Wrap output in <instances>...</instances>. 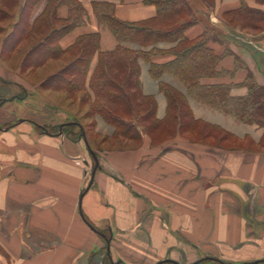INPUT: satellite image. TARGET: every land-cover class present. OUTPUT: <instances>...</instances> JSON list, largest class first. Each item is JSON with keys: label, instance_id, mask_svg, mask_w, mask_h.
Segmentation results:
<instances>
[{"label": "crops", "instance_id": "1", "mask_svg": "<svg viewBox=\"0 0 264 264\" xmlns=\"http://www.w3.org/2000/svg\"><path fill=\"white\" fill-rule=\"evenodd\" d=\"M77 1L86 11L84 24L59 42L64 51L92 34H100L101 52L117 48L111 31L98 22L95 3L114 4L115 17L125 23L157 16V7L147 0ZM47 2L43 0L33 10L31 24L43 14ZM243 6L264 12V0H215V6L203 16L219 27L223 16ZM68 16L67 7L58 10L59 19ZM206 29L205 23H199L185 37L195 40ZM225 33L228 42L208 45L223 57L216 68L220 75L203 78L201 85L231 87L232 96L244 97L249 72L264 86L259 63L264 58V43ZM173 60L175 56L167 54L156 56L153 62L164 65ZM94 66L96 61L90 76ZM142 67L143 93L155 98L157 119L163 121L168 113L167 98L150 76L149 65ZM0 80L13 81L2 63ZM163 81L184 93L197 119L233 133L240 142L246 144L251 137L261 145L262 129L204 106L188 96L172 76ZM11 102L0 109V264H91L92 254L106 242L97 232L103 227L111 233L106 239L108 255L118 264H158L165 259L180 264L195 256L233 264H264V151L247 145L214 148L180 135L155 143L145 134L136 141L137 147L97 152L100 169L87 190L90 159L94 162L88 140L72 142L63 135L41 132L37 126L43 123L38 117L15 122L12 111L8 112ZM97 128L104 135L114 134L113 127L101 118ZM123 140L135 142L115 141Z\"/></svg>", "mask_w": 264, "mask_h": 264}, {"label": "trees", "instance_id": "2", "mask_svg": "<svg viewBox=\"0 0 264 264\" xmlns=\"http://www.w3.org/2000/svg\"><path fill=\"white\" fill-rule=\"evenodd\" d=\"M42 1L1 0L0 35L5 33L6 39L4 41L8 40L11 43L10 47L14 48L24 41H28L29 39L26 36L42 30L43 33H39V36L41 35L43 38L37 42L38 46L26 57L31 58L42 51L43 55L37 60V65L60 61L64 59V56L71 54V51L80 50L78 56L69 61L63 71L56 76L55 81L60 83L58 88L71 95L85 94L86 99H90L92 102V115L103 119L105 123L113 127V137L132 140L137 138L136 135L129 136L136 129L135 126L128 122L122 113H117L132 114L134 112L127 89H133L134 87L138 89L142 99L148 104L144 103V105H147V108L150 106L148 114L154 117L153 120L156 123L161 122L156 118L157 103L155 98L146 96L142 92L140 60L149 65L150 76L159 82L160 89L167 98L168 113L166 118L171 119V113L179 108L177 96L187 99L183 92L176 91L175 88L163 81V77L172 76L177 80L175 82L182 85L181 87L186 90L191 98L200 103L208 104L242 123L256 125L264 131V87L256 83L251 72H249L244 86L248 90L247 96L244 97L232 96L231 87L201 85L203 78L220 75L216 68L223 57L218 56L211 50L208 46L209 43L214 41L225 44L228 40L225 31L208 23L206 17L202 16L191 0H147V3L157 7V16L152 20L136 24L118 20L114 15V4H93L94 13L99 24L106 26L118 42L117 48L108 53L100 50V34L79 38L71 49L62 50L59 47V42L84 24L83 18L86 11L77 0H48L43 14L31 24L32 12ZM19 2H23V11L13 10ZM211 2L213 1L210 0L209 6L213 5ZM62 7H67L69 10L67 20L58 17V10ZM205 11L209 12L208 9H205ZM231 13L244 16L252 23L255 22L254 29H258L260 24L264 22L262 11L253 10L246 6ZM231 13H227V16ZM27 14H29V18H25ZM9 19L13 20L10 23V28H13V30L10 32L2 25ZM166 23L171 25H166ZM199 23H205L206 32L195 40H188L185 37V32ZM166 42L170 45L173 44V49L176 51L170 54L175 56V60L164 65L155 64L153 59L157 55L154 53H157V49L163 50L164 47L162 46L167 45H163V43ZM177 48L181 49L177 50ZM95 56L98 58V63L90 78L92 59ZM242 68H246V66L242 65ZM113 70L118 72V75L112 74ZM113 108L116 110L113 111ZM133 117L136 120L137 115L133 113ZM173 117L176 118V115ZM196 119L194 121L199 122V119ZM146 120L141 117L139 122H145ZM77 123L76 121L74 124L67 122L61 128L62 133L73 142L85 139L83 135L85 130L80 131V133L74 132ZM37 127L41 128L40 126ZM42 129L49 135H56L60 131V125L52 128L42 127ZM85 192L86 189L83 193ZM85 221L95 230L90 221L86 218ZM97 232L103 235L107 242L106 236L100 231ZM202 260L225 264L217 258L206 257ZM169 264L176 263L171 262Z\"/></svg>", "mask_w": 264, "mask_h": 264}, {"label": "rangeland", "instance_id": "3", "mask_svg": "<svg viewBox=\"0 0 264 264\" xmlns=\"http://www.w3.org/2000/svg\"><path fill=\"white\" fill-rule=\"evenodd\" d=\"M212 1L213 2L211 3H213V5L209 6L210 0H191L192 4L195 7H197L196 9L199 10L202 16L207 14L205 9L210 10L211 8H213V6H215V0ZM23 8H24L23 2H19L18 6L15 7L13 10L23 11ZM240 16L239 14L236 13L234 14L231 13L228 16L227 15L223 16L224 19L219 24V28L222 31H230L232 32V34H237L239 36L241 35L243 38L248 39L251 42L264 43V22L260 24V27L258 29L257 28L254 29L253 27L256 26L255 22L252 23L246 17L244 16L240 17ZM25 18H29V14H27ZM12 21H13L12 19H9L8 21L2 23V25L7 29V31L9 30V32L13 30V28H10V23ZM166 25H171V24L166 23ZM39 33H43L42 30H40V32H37L35 34H31L30 36H26L29 40L24 41L23 43H21L20 45L14 48H12V46L10 47L11 43H9L8 40L4 41L6 39L5 33L3 35H0V47H2L0 48V63H2L3 68L6 70V72H8L9 76L13 80V81L0 80V105H1L0 109L2 110L7 105L6 104L7 102L12 101L13 104H11V106H8L10 107L8 108V112L10 113V111H12L11 116L14 117L12 119L15 122L17 120L24 118L33 120L34 117H38L39 120L43 123L42 126L40 125L41 128H39L42 129V127L52 128L54 126L56 127L59 123L70 122L74 120L81 125L79 127H77L78 125H76L74 128V132L80 133V131L82 132V130H85L83 132L84 134H86L85 138L88 140L89 147L91 148L93 153H96V156H98L97 152H105L110 149L137 147L138 143L136 141H138V139L140 140L145 134L151 136V138L155 141V143L170 141L172 139H175L178 135H180L190 140H194L195 142H198L200 144H205L206 146H210L214 148L231 149L235 147L236 148L243 146L246 147L247 145V147L255 151H264V138L262 140L261 145H256L254 142L250 140L251 137H247V141H244L246 142L245 144L243 142L238 141L239 137L233 135V133L231 134L220 127L209 125L208 122L205 120L201 119L199 120V122H195L194 119L196 117L192 112L189 102L187 101V99H184L183 97L177 96L176 99L179 108H177L174 111V113H171L170 115L172 116L171 119L166 118L163 121L160 120L161 122L158 124L155 122V120H153L154 117H151L148 114V110L150 109V106L149 108L146 107L148 105L147 102L142 99L140 92L138 91V89H135L134 86H133L134 90L133 89H127V90L129 91L128 93L130 96V100L134 107V112L133 111L132 112L137 115V118H135L136 120H134L133 113L132 114L125 112H117V113H122L124 115V118L135 126L136 129L133 130L129 136L136 135L137 138L136 140H134L135 142H131V141L127 142L126 140L116 142L115 140H121L123 137H113V136L110 137L102 134L98 130L97 124L99 118L94 117L92 115V109H91L92 102L90 101V99L89 100L86 99L85 94L83 93L71 95L61 90L60 88H58V84H60L59 81H55L56 76H58L60 72L63 71L65 65L69 61L73 60L76 56H78L80 50L71 51V54L64 56V59L60 61L49 62L41 65H37L36 62L43 55L42 51L39 53L37 52L38 54L32 56L31 58H26L27 55H29V53L36 46H38L37 42H39V40L43 38L41 35L39 36ZM164 44H168V42L163 43V45ZM169 45L170 44L162 48L163 50L157 49V53L154 54L157 56L167 55V54L172 55L170 53H174V51L176 50L173 49V44H171L170 46ZM257 47H259L260 49L262 48L261 45H257ZM179 49L181 48H177V50ZM262 57H264V54H262ZM94 61H96V66H94L96 68L98 63V58L96 56L92 59V63ZM259 63L261 64L262 69L264 71V58L260 57ZM139 64L141 66V76H142V68H143L142 65L146 63L140 60ZM117 73L118 72L113 70L112 74L118 75ZM12 98L14 99L11 100ZM21 99H23V102ZM144 103H146L147 105H144ZM202 104L204 106L212 108L208 104H204V103ZM20 107L21 109L16 112L15 111L16 108H20ZM157 109H158V103H157ZM212 109L220 111L215 108ZM112 110L115 111L116 109L113 108ZM221 113L226 114L224 112ZM174 115H176V118L173 117ZM141 117H144L147 120L145 122H139ZM230 117L233 120L242 123L237 119H235L234 117L232 116ZM103 122L105 123L104 120ZM245 125H249V124H245ZM250 126H256V125H250ZM61 128L58 134L66 137V135L62 133ZM42 131L43 129L41 130V132ZM81 140H85V139H81ZM79 163H81L80 160ZM92 163L93 162L90 159L89 172H92V169L94 167L93 166L94 164ZM89 175L91 176L90 173ZM100 232L103 233L106 236V238L111 237V233L109 229H107L106 227L101 228ZM109 246L110 245L107 246L105 242L103 249L95 252V254H92L90 263L118 264L117 262L114 263L112 258L108 255ZM206 257L195 256L185 260L180 264H194V263L218 264L215 262L203 261L202 259ZM108 258L110 261L108 260ZM165 260H169V259H165ZM200 260H202L203 262ZM221 261L224 262L225 264H233V263H228L224 260ZM164 264H169V263H164Z\"/></svg>", "mask_w": 264, "mask_h": 264}, {"label": "water", "instance_id": "4", "mask_svg": "<svg viewBox=\"0 0 264 264\" xmlns=\"http://www.w3.org/2000/svg\"><path fill=\"white\" fill-rule=\"evenodd\" d=\"M15 98V97H14ZM14 98H12L11 100H13ZM0 107H1V105H0ZM62 126H60V128H61ZM61 134V133H60ZM83 135H84V138H85V134L83 133ZM91 155H92V157H93V160H94V167H93V170H92V173H91V180H90V183H89V185H88V187H87V190L92 186V184H93V181H94V177H95V174H96V172L100 169V165H99V160H98V158H97V156L91 151ZM108 244H109V241H108ZM108 250H109V248H108ZM172 261H170V260H165V261H162V262H160V263H158V264H164V263H171ZM256 264V263H255Z\"/></svg>", "mask_w": 264, "mask_h": 264}]
</instances>
